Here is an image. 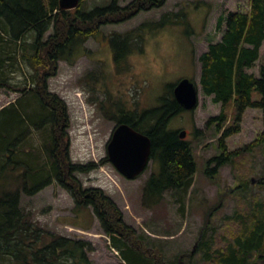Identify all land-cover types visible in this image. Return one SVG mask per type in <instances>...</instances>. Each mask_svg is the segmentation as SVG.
Here are the masks:
<instances>
[{"label":"trees","instance_id":"obj_1","mask_svg":"<svg viewBox=\"0 0 264 264\" xmlns=\"http://www.w3.org/2000/svg\"><path fill=\"white\" fill-rule=\"evenodd\" d=\"M164 2L132 0L120 6L111 0L87 10L80 0L77 7L62 10L59 0H0V88L19 93L0 109V264H94L88 256L94 250L89 241L46 229L22 206L24 196L53 182L69 193L75 207L92 209L110 246L126 264H169L161 250L147 245L143 235L124 222L121 210L101 188H85L75 176V172L87 173L97 164L71 160L66 103L48 88L58 60L72 63L84 41L96 36L102 25L124 22ZM178 16L165 12L157 21L110 33L116 63L124 58L121 46L128 44L141 51L139 39L145 28L178 23ZM222 27L221 38L198 57L203 92L220 103L219 113L207 121L216 135L221 133L219 152L207 160L205 172L214 177L222 166L230 165L241 175V184L219 192L217 202L206 211L194 251H203L198 264H264V198L260 185L254 187L244 177L248 155L264 148V129L243 147H227V138L241 131L247 108L262 111L264 126V62L258 76L247 71L258 60L264 40V0H249L246 11L220 15L216 28ZM170 87L157 106L139 112L119 110L117 123L126 122L151 140L154 170L145 182L144 195L158 203L168 191L184 213L197 161L192 144L180 138L179 131L168 128L172 116L183 110L173 96V85ZM232 106L235 110L231 112ZM33 134L41 140L35 146ZM228 198L234 200V210L213 221L214 213Z\"/></svg>","mask_w":264,"mask_h":264},{"label":"rangeland","instance_id":"obj_2","mask_svg":"<svg viewBox=\"0 0 264 264\" xmlns=\"http://www.w3.org/2000/svg\"><path fill=\"white\" fill-rule=\"evenodd\" d=\"M110 1L83 0V4L89 10ZM131 1L117 0V3L125 6ZM248 8L249 0H165L161 6L141 10L124 22L102 25L96 36L84 41L81 53L72 63L58 60L55 74L48 78L49 91L66 103L71 160L97 164L87 173L75 172V176L85 188H101L121 210L124 222L143 235L147 245L161 250L169 264H198L202 250L194 251L192 256L187 254L199 237L206 211L217 202L220 191L224 193L227 188L241 184V175L230 165L222 166L214 177L205 172L207 160L219 152L217 138L221 133L216 135L207 121L219 113L220 103H214L212 95L203 92L198 57L210 43L221 38L224 27L216 28L220 15ZM165 12L179 13L176 19L181 21L167 23L158 29L145 28L139 39L141 51L125 44L120 47L124 58L116 63L110 33H122L145 21H157ZM51 32L52 29L45 37ZM259 54L253 66L247 68L256 76L264 62V40ZM185 77L197 84V106L192 110L183 109L168 121V128L186 131L184 139L192 144L197 161L194 181L185 196V212L181 213L179 204L168 191L158 203H154L155 198L144 195L145 182L154 170L152 159L140 176L129 179L110 162L107 144L117 124L119 110L139 112L157 106L170 86ZM17 96L19 93L11 89L0 88V108ZM171 100H167L168 103ZM234 110L232 106L231 112ZM263 129L262 111L247 108L241 131L227 138L228 149L243 147L259 137ZM31 138L34 146L41 142L38 134ZM244 177L252 186L260 185L259 192L264 198V148L248 155ZM22 206L46 229L89 241L94 250L88 256L94 264H126L111 248L92 209L75 207L72 197L57 183L49 184L32 196H24ZM232 210L234 200L228 198L214 213L213 221H219ZM180 255H183L181 260L178 259Z\"/></svg>","mask_w":264,"mask_h":264},{"label":"water","instance_id":"obj_3","mask_svg":"<svg viewBox=\"0 0 264 264\" xmlns=\"http://www.w3.org/2000/svg\"><path fill=\"white\" fill-rule=\"evenodd\" d=\"M78 4L79 0H59V8L62 10L73 9ZM173 96L183 109L192 110L198 102L197 84L188 77L182 78L174 84ZM185 135V130L179 132L180 138ZM150 153L149 136L126 122H121L114 128L107 144L110 162L129 179L137 177L146 169L151 158Z\"/></svg>","mask_w":264,"mask_h":264},{"label":"bare ground","instance_id":"obj_4","mask_svg":"<svg viewBox=\"0 0 264 264\" xmlns=\"http://www.w3.org/2000/svg\"><path fill=\"white\" fill-rule=\"evenodd\" d=\"M23 37V36H22ZM31 51V50H30ZM41 56H43V55H41ZM30 63V62H29ZM53 65V64H52ZM41 78V77H40ZM42 80V79H41ZM227 108H228V106H227ZM144 262V261H143Z\"/></svg>","mask_w":264,"mask_h":264},{"label":"crops","instance_id":"obj_5","mask_svg":"<svg viewBox=\"0 0 264 264\" xmlns=\"http://www.w3.org/2000/svg\"><path fill=\"white\" fill-rule=\"evenodd\" d=\"M2 107H3V106H2ZM2 107H1V108H2ZM1 108H0V109H1Z\"/></svg>","mask_w":264,"mask_h":264}]
</instances>
